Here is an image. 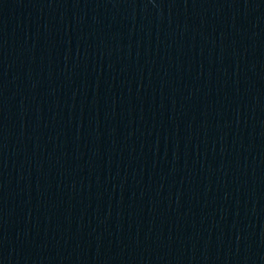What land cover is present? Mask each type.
Returning a JSON list of instances; mask_svg holds the SVG:
<instances>
[{
	"label": "water",
	"instance_id": "1",
	"mask_svg": "<svg viewBox=\"0 0 264 264\" xmlns=\"http://www.w3.org/2000/svg\"><path fill=\"white\" fill-rule=\"evenodd\" d=\"M0 264H264V0H0Z\"/></svg>",
	"mask_w": 264,
	"mask_h": 264
}]
</instances>
